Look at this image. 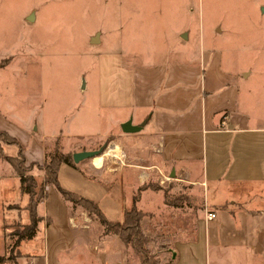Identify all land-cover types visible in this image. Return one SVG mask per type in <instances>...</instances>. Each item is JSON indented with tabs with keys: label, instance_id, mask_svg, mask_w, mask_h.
Instances as JSON below:
<instances>
[{
	"label": "rangeland",
	"instance_id": "rangeland-1",
	"mask_svg": "<svg viewBox=\"0 0 264 264\" xmlns=\"http://www.w3.org/2000/svg\"><path fill=\"white\" fill-rule=\"evenodd\" d=\"M167 20L175 28L164 30L165 49L198 56L203 48L218 49L227 67L247 79L242 83L243 94L254 101L256 89L264 98V0H0V60L12 59L1 72L5 93L14 103L20 102L16 108L20 119L44 118L49 133L57 130L58 120L72 131L98 127L93 115L98 100V53L130 38L136 50L152 51H140L145 58L161 55V21ZM100 39L102 44L96 45ZM255 109L252 112L257 115L262 111L260 106ZM24 141L23 147L32 150L33 140ZM94 141V137H58L47 154L72 153V148L94 147L95 142L93 149L116 144L104 152L117 157L108 161L119 176L99 175L88 170L83 160L76 166L61 164L58 182L64 190L99 204L108 220L119 222L139 189H131L120 177L121 168L130 161L126 149L117 144L121 143L118 136ZM168 178L156 171L147 181L153 189L140 191L138 208L146 213L142 229L150 238L146 248L155 260H161V248L167 243L194 237L197 219L214 208L206 204L210 198L206 193ZM45 187L44 202L36 207V213L45 216L39 224L40 240L19 248L23 229L14 220L1 256L5 264H117L121 260L140 264L132 247L118 237H101L106 227L99 218L87 212L84 222H73L69 216L74 203L65 200L54 185Z\"/></svg>",
	"mask_w": 264,
	"mask_h": 264
},
{
	"label": "crops",
	"instance_id": "crops-1",
	"mask_svg": "<svg viewBox=\"0 0 264 264\" xmlns=\"http://www.w3.org/2000/svg\"><path fill=\"white\" fill-rule=\"evenodd\" d=\"M173 28V21H161V55L149 54L145 58L140 51H152L139 47L136 50L133 47L136 43L130 38L123 43L118 40L113 49L98 53V100L93 115L99 125L91 129L68 130L58 120L57 130L49 133L44 118L38 121L35 115L29 122L20 119L16 111L20 102L14 103L12 96L5 93L1 77V72L12 64L10 56L6 57L8 64L0 68V131H6L24 147V140H33L32 150L24 148L27 165H43L47 149L55 146L58 137H94L96 141L117 135L121 142L117 144L126 149V160L130 161L121 168L120 176L128 187L137 191L150 175L161 171L166 178L206 193L210 197L205 199L206 204L214 206L208 211H214L216 217L212 220L206 219V214L199 217L194 237L176 239L161 248L162 264H264L262 92L254 90V101L243 94L242 83L247 79L239 70L227 67L224 53L218 49L203 48L200 56L165 49L164 30ZM102 42L100 39L96 45ZM254 105L262 108L259 115L252 112L256 110ZM127 122L140 129L125 132L123 125ZM96 144L72 149L93 150ZM17 151L15 145L2 144L4 156L14 157ZM108 160L100 168L91 160L84 161L88 170L99 175L119 176ZM34 167L28 173L43 178L42 169ZM46 190L45 187V193ZM24 195L19 175L8 161L0 158V264H5L1 256L14 220H19L22 229L29 223ZM133 200L132 194V206ZM72 213L69 219L73 222H84L88 217L79 205L73 204ZM37 216L34 236L24 242L20 240L19 248L25 243L37 244L39 224L45 217ZM143 222L144 219L142 225ZM43 234L45 237V231ZM113 236L120 239L106 229L101 233V237Z\"/></svg>",
	"mask_w": 264,
	"mask_h": 264
},
{
	"label": "trees",
	"instance_id": "trees-1",
	"mask_svg": "<svg viewBox=\"0 0 264 264\" xmlns=\"http://www.w3.org/2000/svg\"><path fill=\"white\" fill-rule=\"evenodd\" d=\"M8 62L9 58L2 59L0 61V68L6 66ZM2 144L15 145L18 148L17 155L14 157L4 156L2 152ZM0 158L8 161L14 171L19 175L22 192L27 196L25 208L29 214V223L23 226V232L19 234L18 237L19 241L22 239H30L34 236L39 221L36 207L46 195L45 186L47 184H52L65 200L70 201L75 205L82 206L89 214L99 218L108 232H113L119 235L123 243L132 247L134 254L139 258L140 264H162V260L152 259L148 254L146 245L150 242V238L142 229V221L146 216V213L136 205V201H138L140 197V191L148 188L153 189L150 184L144 183L140 186L139 193L134 196L135 202L133 206L124 211L123 220L113 222L108 220L99 204L79 194L64 190L60 186L58 182V170L60 165L65 163L76 166L72 153H58L57 150H54L52 153L46 154V159L43 165L37 163L27 165L24 156V147L9 133L6 131H0ZM34 166L44 171L43 178L40 182H38L34 176L27 173ZM167 203L175 205L173 200H167Z\"/></svg>",
	"mask_w": 264,
	"mask_h": 264
},
{
	"label": "water",
	"instance_id": "water-1",
	"mask_svg": "<svg viewBox=\"0 0 264 264\" xmlns=\"http://www.w3.org/2000/svg\"><path fill=\"white\" fill-rule=\"evenodd\" d=\"M31 17H32V14L29 15V18H31ZM139 129H140V127L131 126L130 122H127L123 125V130L127 133L135 132V131H138ZM107 146L108 145L105 144V146H103L99 149L77 151V152L73 153L74 162L79 163V162L86 160V159H93L95 156L102 154L105 150V147H107ZM171 177H174V174Z\"/></svg>",
	"mask_w": 264,
	"mask_h": 264
},
{
	"label": "bare ground",
	"instance_id": "bare-ground-1",
	"mask_svg": "<svg viewBox=\"0 0 264 264\" xmlns=\"http://www.w3.org/2000/svg\"><path fill=\"white\" fill-rule=\"evenodd\" d=\"M116 148V144H113V145H111L110 146V151L111 150H113V149H115ZM107 155V156H105V155ZM109 154H110V152H103L102 154H100V155H98V156H95L94 158H93V160L95 161V164H96V166H98L99 168L102 166V164H104V160L106 159V158H108V157H110L109 156ZM113 158H117V157H115V156H112ZM119 159V158H118ZM120 160V159H119Z\"/></svg>",
	"mask_w": 264,
	"mask_h": 264
},
{
	"label": "built area",
	"instance_id": "built-area-1",
	"mask_svg": "<svg viewBox=\"0 0 264 264\" xmlns=\"http://www.w3.org/2000/svg\"><path fill=\"white\" fill-rule=\"evenodd\" d=\"M111 145H113V143H111L110 145H108L107 146V149H110V146ZM109 158H113L112 156H110V157H108L107 159H109ZM120 161H122V159H120ZM92 163H93V165L95 166V167H98V166H96V164H95V161L92 159ZM123 164H124V161L122 162ZM102 166H103V164H102ZM216 217V213L214 212V211H207L206 212V219H208V220H212V219H214Z\"/></svg>",
	"mask_w": 264,
	"mask_h": 264
}]
</instances>
